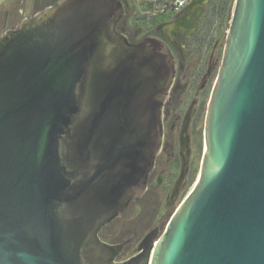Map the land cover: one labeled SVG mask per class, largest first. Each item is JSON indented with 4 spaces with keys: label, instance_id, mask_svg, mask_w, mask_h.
I'll use <instances>...</instances> for the list:
<instances>
[{
    "label": "water",
    "instance_id": "1",
    "mask_svg": "<svg viewBox=\"0 0 264 264\" xmlns=\"http://www.w3.org/2000/svg\"><path fill=\"white\" fill-rule=\"evenodd\" d=\"M122 13L63 0L0 36V264H114L98 232L146 191L176 69ZM204 139L146 263L264 264V0H236Z\"/></svg>",
    "mask_w": 264,
    "mask_h": 264
},
{
    "label": "flooded vegetation",
    "instance_id": "2",
    "mask_svg": "<svg viewBox=\"0 0 264 264\" xmlns=\"http://www.w3.org/2000/svg\"><path fill=\"white\" fill-rule=\"evenodd\" d=\"M61 1L32 0L29 14L26 2L22 8L12 4L6 11L4 33L0 36ZM119 1L123 13L115 26L116 33L132 45L148 39L161 42L176 64L172 84L162 102L163 140L146 191L98 232L102 242L114 247V264H124L135 257L139 258L135 264H147L146 246L151 238L160 237L186 178L197 167L213 81L219 73L220 57L223 60L224 56L219 47V23H213L215 18L220 19L221 5L219 0H192L177 11L170 6L149 5L145 0Z\"/></svg>",
    "mask_w": 264,
    "mask_h": 264
},
{
    "label": "rangeland",
    "instance_id": "3",
    "mask_svg": "<svg viewBox=\"0 0 264 264\" xmlns=\"http://www.w3.org/2000/svg\"><path fill=\"white\" fill-rule=\"evenodd\" d=\"M31 1L32 0H24V1L23 0H14L13 5L19 6V8H22L23 3L26 2L27 3L26 14H29L30 7H31ZM139 1H143V0H139ZM145 1H147V0H145ZM235 3H236V0H228L226 6L224 8L220 7V10H219V14L222 13V15L220 16V19H221V21H223L222 22L223 25L222 24L218 25V27L220 28V32H221V37H220V40H221L220 42L221 43H220L219 47H220V51H222V54H223V50H224V47H225V44H226L227 33H228L229 29H230V25H231V22H232V17H233V13H234ZM21 10L23 11L24 9H21ZM5 17H6V10L5 11L4 10L0 11V35L4 33L3 27H4V24H5ZM221 60L222 59L220 57V62L218 64L219 67L221 66V63H222ZM216 75H217V73H216ZM216 75L214 77L213 84L216 82V79H215V78H217ZM204 145H205V139H204V135H203L202 147H201L200 150H198L197 167L195 169L197 171L196 172L195 181L197 180L198 175L200 173V167H201L202 158H203V154H204ZM191 173L192 172H190L188 177L186 178V182H185V184L182 187V190H181L179 198L178 197L176 198V201H175L174 205L170 209L171 214H173L177 210V208L183 202V200L187 196L188 192L190 191V189L192 188V186L195 183V181L190 183V181L192 179ZM168 223H169V216L166 219L165 227L160 232V235L165 231L166 226H167Z\"/></svg>",
    "mask_w": 264,
    "mask_h": 264
},
{
    "label": "trees",
    "instance_id": "4",
    "mask_svg": "<svg viewBox=\"0 0 264 264\" xmlns=\"http://www.w3.org/2000/svg\"><path fill=\"white\" fill-rule=\"evenodd\" d=\"M146 2L149 5H160L161 7H165V6L169 7V3H168L167 0H147ZM227 2H228V0H219V3H220L222 8H224L226 6ZM220 15H222V13ZM217 21H218L219 25H221L222 22H223V21H221V19L218 20V19L215 18L213 20V23L215 24V23H217ZM196 172H197L196 170L192 171V173H191L192 179H191L190 183L195 181Z\"/></svg>",
    "mask_w": 264,
    "mask_h": 264
},
{
    "label": "built area",
    "instance_id": "5",
    "mask_svg": "<svg viewBox=\"0 0 264 264\" xmlns=\"http://www.w3.org/2000/svg\"><path fill=\"white\" fill-rule=\"evenodd\" d=\"M169 6L174 8L177 11L185 8L192 0H167Z\"/></svg>",
    "mask_w": 264,
    "mask_h": 264
},
{
    "label": "crops",
    "instance_id": "6",
    "mask_svg": "<svg viewBox=\"0 0 264 264\" xmlns=\"http://www.w3.org/2000/svg\"><path fill=\"white\" fill-rule=\"evenodd\" d=\"M13 2L14 0H0V11H7L11 7Z\"/></svg>",
    "mask_w": 264,
    "mask_h": 264
}]
</instances>
